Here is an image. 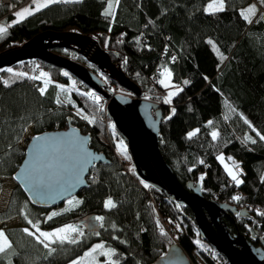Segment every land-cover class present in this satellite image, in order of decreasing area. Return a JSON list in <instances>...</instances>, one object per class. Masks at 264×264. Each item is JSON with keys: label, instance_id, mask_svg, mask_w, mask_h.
Segmentation results:
<instances>
[{"label": "trees", "instance_id": "1", "mask_svg": "<svg viewBox=\"0 0 264 264\" xmlns=\"http://www.w3.org/2000/svg\"><path fill=\"white\" fill-rule=\"evenodd\" d=\"M20 1L0 0V26L8 27L0 38V51L20 45L44 29L77 28L98 36L107 49L120 54L124 71L140 84L146 98L161 104L160 148L178 179L201 182L208 198L247 208L250 219L224 213L223 220L232 233L242 232L248 237L253 224L259 237L252 240L255 245L263 244L264 141L245 123L246 118L264 134V20L257 23L264 6L259 0H225V10L215 14L206 11V4L212 0H120L114 5V16L104 15L108 0H83L52 4L15 23ZM253 3L259 11L249 24L240 12ZM217 49L227 59L221 61ZM55 50L62 53L63 48ZM112 58L116 60L113 53ZM164 67L172 72L173 82L183 88L171 103H165V89L159 83ZM44 69L51 79L41 95L43 78L31 77L40 76ZM184 80L190 83L184 85ZM78 81L64 68L41 60L1 68L0 193L4 180L14 178L29 139L50 129L80 126L90 134V145L104 151L110 162L92 167L89 185L74 194L80 203L70 209L37 206L14 182L7 203L0 207V224L13 217L21 224L5 229L13 248L0 255V264H71L96 241L114 248L117 256L113 259L119 258L120 264H153L171 242L183 247L192 264H230L200 237L192 208L182 206L179 211L165 193L143 181L118 157L112 147L116 129L105 123V111L98 112L96 102L77 87ZM58 98L62 103L56 102ZM28 128L32 129L31 137L26 135ZM196 129L198 134L188 138L187 134ZM213 131L219 133L215 140ZM246 136L257 143L246 142ZM221 153L242 165L243 184L237 186L231 180L218 159ZM235 196L241 199H233ZM109 198L116 203L115 208L105 207ZM53 212L58 215L47 219ZM92 212L104 217L103 227L95 232L85 228L75 244L52 245L56 252L51 256L24 232L25 228L35 231L29 220L40 228L52 229L73 221L81 225L80 218Z\"/></svg>", "mask_w": 264, "mask_h": 264}, {"label": "water", "instance_id": "2", "mask_svg": "<svg viewBox=\"0 0 264 264\" xmlns=\"http://www.w3.org/2000/svg\"><path fill=\"white\" fill-rule=\"evenodd\" d=\"M55 48L78 51L86 62L99 68L134 95L113 93L112 89L107 91L105 81L90 65ZM112 53L116 55V60H113ZM37 60L68 70L109 100L107 114L118 133L127 140L137 175L165 193L176 203L179 211L182 206L192 208L200 237L221 252L228 263L264 264V239L263 244L255 245L252 239L259 237V234L253 224L248 237L242 232L232 233L223 220L224 213L239 214L250 219L247 208H239L216 197L208 198L201 182L190 180L183 183L178 179L160 148V124L164 117L162 106L157 101L140 97L143 89L126 74L119 53L107 49L99 37L91 32L84 33L77 28L44 29L20 45L1 50L0 71L1 68H12ZM37 137L40 139L37 140ZM90 144V134L73 124L68 128L37 133L27 142L26 155L13 175L14 179L35 205H59L89 185L90 171L95 164L110 162L104 151L96 150ZM41 184L46 186L45 193L38 192ZM96 217L95 212L87 213L79 223L87 231H98L101 223L96 221ZM153 264L192 263L183 247L171 242Z\"/></svg>", "mask_w": 264, "mask_h": 264}, {"label": "snow or ice", "instance_id": "3", "mask_svg": "<svg viewBox=\"0 0 264 264\" xmlns=\"http://www.w3.org/2000/svg\"><path fill=\"white\" fill-rule=\"evenodd\" d=\"M83 0H32V4L23 8V10L18 11L15 13V16L18 18L15 23L21 22L24 18L34 15L36 12L41 11L43 8H47L52 4L56 3H82ZM120 3V0H108L107 2V8L104 12L105 16H114L115 15V6H118ZM259 4L261 6H264V0H259ZM225 10V0H212L211 3L207 5L206 11L209 12L210 14H215L217 12H222ZM259 9L257 8V4L253 3L249 5L246 9L242 10L240 12V15L243 17L245 21H247L249 24H251L252 21V16H254ZM260 20H264V13H262L259 16V19L257 20V23H259ZM8 32V27L6 26H0V38H3L4 35H6ZM209 44H212L213 47L215 48V44L213 41L209 40ZM217 54L220 56L221 61L227 59L222 53L219 52L217 49ZM176 57L173 56L172 60L175 61ZM8 72H12V69H7ZM18 75L21 76H26V73H19ZM65 76L68 75L67 72L64 73ZM163 79L159 81L161 85H163L166 88H174L175 91H170L168 93L167 98L165 99V103H171L172 97L177 96L180 92L183 91V88L180 87L179 85H173L171 83L172 79V72L167 68H163V72L160 73ZM41 77H48L47 73H40V76H34L31 77L32 79H40ZM49 80L45 79L44 80V86L39 89L41 95L45 94L47 86H48ZM75 83V82H73ZM190 81L184 80L183 84L188 85ZM5 84H7V81H5ZM61 88L62 91H64V86L60 85L58 86ZM88 95H94L93 93H88ZM95 100H99V96H94ZM57 103H62V101L58 98ZM71 103V101H69ZM172 113L175 114V109H172ZM85 119L88 117L85 116ZM23 119V117H21ZM245 123L248 124L250 128L256 133V136L259 137L261 141H264V134H261L258 130L255 129V127L251 124L250 121H248L245 118ZM209 125L212 124V121L208 122ZM199 132V129H196L195 131L189 132L188 138H192L196 136ZM212 139L215 140L219 136V133L217 131H213L211 133ZM37 140L40 138L37 137ZM245 141H250L252 144L257 143V140L254 139L252 136H246ZM218 159L221 161V163L224 164L225 170L227 171L229 177L231 178L232 181L235 182L237 186L241 185L244 183V180L240 178V176L243 174V169L240 167V165L232 160L231 157L228 159L232 161L231 166H229L227 163H225V157L223 155L219 156ZM200 163H203L201 160ZM203 179V177H201ZM147 186V185H146ZM46 186L45 185H39L38 186V192L39 193H45L46 192ZM233 199L239 201L241 199L240 196H235ZM76 203H80V201H77ZM68 204L72 205L73 200L70 199L68 200ZM105 207L106 208H115L116 203L111 199H107L105 202ZM261 215H264V213H260ZM58 215V213L53 212L50 216L47 217V219H52L53 216ZM96 221L101 222V227H103V221L104 217L103 216H98L95 218ZM29 224L32 225V227L35 229V231H31L28 228L24 229V232L27 233L29 236L34 237V239L43 245L45 249H48V255L51 256L53 253L56 252V248L52 247V245L55 244H65V243H70V244H75L78 242V237H83L84 233L80 230L79 227L74 226V225H66L64 227L56 228L53 231H42L39 227L38 224H33L31 220L28 221ZM115 227V225H113ZM161 232L164 233V230L161 228ZM97 236L100 235L99 232L95 233ZM114 239H119V237H114ZM13 248V245L11 241L8 239V236L4 233L3 230H0V255L6 254L9 250ZM99 256H104L107 259L103 262V264H120V259H113L114 256H117V252L114 248L105 247L104 243H97L94 246L90 248L89 251L85 252L83 256L79 257L76 260L71 261V264H88V261H91V264H101V261L98 259Z\"/></svg>", "mask_w": 264, "mask_h": 264}, {"label": "rangeland", "instance_id": "4", "mask_svg": "<svg viewBox=\"0 0 264 264\" xmlns=\"http://www.w3.org/2000/svg\"><path fill=\"white\" fill-rule=\"evenodd\" d=\"M7 2H9V0H7ZM212 1H209L206 5H208L209 3H211ZM19 5L15 8L16 9V12H18V11H21V10H23V8H25V7H27V6H29V5H31L32 4V0H28V1H20L19 3H18ZM207 8V7H206ZM16 19H18V18H16ZM61 53V52H60ZM62 54H66V55H69L70 57H72L73 58V56L74 57H77V58H81L82 57V60L81 59H79L80 61H82V62H84L85 64H88V65H90L95 71H96V73L98 74V75H101V77L103 78V80L105 81V89L107 90V91H109L110 92V89H112V91L111 92H113V93H125V94H128V95H134L133 94V92H131V91H129L128 89H126L124 86H122V85H119L115 80H113L110 76H108V75H105L99 68L97 69L94 65H92V64H90V63H88V62H86L85 61V59L83 58V56L81 55V54H79L78 53V51H74V50H71V49H63V51H62ZM74 59H76V58H74ZM169 69V68H168ZM68 71V70H67ZM43 73H47L48 74V77L47 78H45V77H42L43 78V80H45V79H51V77H50V74H49V72L47 71V70H45L44 69V71H42ZM164 77H162L161 79H163ZM81 81V80H80ZM80 81H78V82H80ZM44 82V81H43ZM77 82V83H78ZM83 82V81H82ZM84 83V82H83ZM171 83L173 84V85H179L180 87L182 86L180 83H177V82H173V80L171 79ZM164 87V86H163ZM164 89H165V93H166V96H165V99L167 98V96H168V93L170 92V91H175V89L174 88H171V87H169V88H166V87H164ZM67 90V89H66ZM89 93H93L94 95H93V97L94 96H99L100 97V99L97 101V100H95L93 97H91V95H89V97H91L92 98V100H94L95 102H96V104H97V107H98V112H99V110H106V113H107V104L106 103H108L107 101H109L105 96H103L100 92H97L96 90H93L92 88L90 89V91H89ZM142 96H140L141 98H143L144 97V91H143V93L141 94ZM147 96V94L145 95V97ZM66 99H68V96H66L65 97ZM108 115V114H107ZM108 119H107V124H108V126L110 125H113V128H115V124H114V122H113V120H112V118H109V116L107 117ZM116 130L114 131V135H113V137H112V147L114 148V150H116V153H117V155H118V157L120 158V159H122V160H125V164H126V166L128 167V168H132L133 167V160H132V156H131V153H130V150L128 149V143H127V140L125 139V138H123L119 133H118V130H117V128H115ZM26 135H27V137H31L32 135H33V132H32V129L31 128H28L27 130H26ZM221 155H223V153H221V154H219V156H221ZM224 157H225V155H223ZM232 158V160H234V161H236V159H234L233 157H231ZM239 165H240V163L238 162V161H236ZM225 163H227L229 166H231V164H232V161L231 160H229V159H227L226 157H225ZM240 167L242 168V165H240ZM133 170H134V167H133ZM240 178L242 179V177L240 176ZM14 182H16L15 181V179L13 178V179H11V178H7V179H5L4 180V183H3V189H2V191H1V193H0V207H2V206H4L6 203H7V201H8V196H9V193H10V191H11V189H12V186H13V184H14ZM70 199H72L73 200V204L72 205H69L68 204V200H70ZM77 201H80V197H78L77 195H73L72 197H70V198H68V199H66L65 201H62V203L61 204H59V205H54L55 206V208H56V210H62V209H70V208H73V206H75V204H77L76 202ZM21 224V221H20V219H17L16 217H13V218H9V220H7V221H5V222H3V223H1L0 224V230H3L4 231V233L7 235V231L5 230L7 227H9V226H18V225H20ZM66 225H74V226H77V227H79L80 228V230L84 233V229H85V226L83 227L82 225H79L78 224V222H75V221H73V222H69V223H64L63 225H60V226H57V227H53L52 229H45V228H40L42 231H53L54 229H56V228H60V227H64V226H66ZM8 236V235H7ZM9 239V238H8ZM97 243H102V242H100V241H96V243L95 244H97ZM94 244V245H95ZM94 245H92V246H94ZM91 246V247H92ZM90 247V248H91ZM90 249H88L87 251H89ZM86 251V252H87ZM84 255V254H83ZM83 255H81V256H83ZM81 256H79V257H81ZM79 257H77V258H75V260L76 259H78ZM98 259L101 261V264H103V262L107 259L106 257H104V256H99L98 257ZM88 264H91V261L89 260L88 261Z\"/></svg>", "mask_w": 264, "mask_h": 264}, {"label": "built area", "instance_id": "5", "mask_svg": "<svg viewBox=\"0 0 264 264\" xmlns=\"http://www.w3.org/2000/svg\"><path fill=\"white\" fill-rule=\"evenodd\" d=\"M5 2H7V0H4ZM10 1V0H9ZM23 1H28V0H23ZM77 87L80 89V90H82L83 92H85V93H89V91H90V86H87L85 83H83L82 81H80V82H78L77 83ZM143 93V92H142ZM144 94H145V92H144ZM146 95V94H145ZM145 95H144V97H145ZM91 97H93V95H91ZM94 98V97H93ZM146 98V97H145ZM107 102H109V101H107ZM106 104H108V103H106ZM108 117V115H107V113H106V110H105V116L103 117L104 118V121H105V123H107V118ZM157 204H158V202H157Z\"/></svg>", "mask_w": 264, "mask_h": 264}, {"label": "flooded vegetation", "instance_id": "6", "mask_svg": "<svg viewBox=\"0 0 264 264\" xmlns=\"http://www.w3.org/2000/svg\"><path fill=\"white\" fill-rule=\"evenodd\" d=\"M232 216H233V215H232ZM232 216L230 215L229 217H230L231 219H233L234 216H233V217H232Z\"/></svg>", "mask_w": 264, "mask_h": 264}]
</instances>
